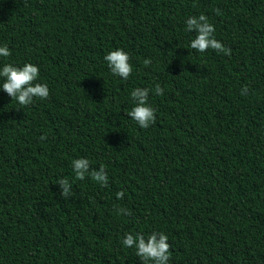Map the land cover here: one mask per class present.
Listing matches in <instances>:
<instances>
[{
	"label": "trees",
	"instance_id": "obj_1",
	"mask_svg": "<svg viewBox=\"0 0 264 264\" xmlns=\"http://www.w3.org/2000/svg\"><path fill=\"white\" fill-rule=\"evenodd\" d=\"M201 14L230 56L189 48ZM3 45L49 97L0 88V264H143L122 240L153 232L169 264H264V0H0ZM121 48L127 80L104 59ZM157 84L144 129L131 92ZM79 158L108 185L76 179Z\"/></svg>",
	"mask_w": 264,
	"mask_h": 264
},
{
	"label": "clouds",
	"instance_id": "obj_2",
	"mask_svg": "<svg viewBox=\"0 0 264 264\" xmlns=\"http://www.w3.org/2000/svg\"><path fill=\"white\" fill-rule=\"evenodd\" d=\"M216 14H220V9L214 10ZM188 32H195V38L191 40L189 48L199 53H204L208 49H213L217 53L231 55V49L225 46L215 38V26L209 22L207 16L201 14L191 16L186 21V29ZM11 55V51L7 45L0 46V57L7 58ZM110 71L123 80H127L132 74V65L130 64V56L122 48L107 53L104 57ZM145 66L151 64L150 59L144 61ZM39 77V67L32 63H25L23 66H14L11 63H5L0 67V78L3 83L0 88L12 100L18 102L21 106L19 109L33 103L34 98L46 100L49 97V87L45 83L36 82ZM150 91L155 95L162 96L164 89L157 84L155 89L135 88L131 92V98L134 107L127 112L132 120H134L141 128L147 129L156 121V110L148 103ZM247 86L241 89V95L248 94ZM18 109V110H19ZM41 140L46 139V134L40 137ZM73 171L76 173V179L84 180L86 174L101 186H107L109 183L108 174L103 165L100 168L90 171L88 159L79 158L72 161ZM60 188V196L67 199L72 195V184L68 179L62 178L57 183ZM118 199L124 197V192L116 193ZM117 215L130 216L131 210L123 207L114 206ZM122 245L126 248H134L136 257H139L143 264H169L170 261V244L168 236L164 232H153L147 237L144 234L127 233L122 240Z\"/></svg>",
	"mask_w": 264,
	"mask_h": 264
}]
</instances>
